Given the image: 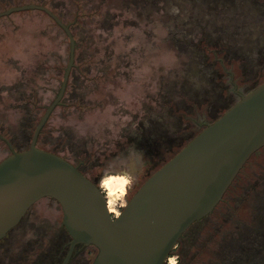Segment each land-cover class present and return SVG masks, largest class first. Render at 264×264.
<instances>
[{
	"label": "rangeland",
	"instance_id": "1",
	"mask_svg": "<svg viewBox=\"0 0 264 264\" xmlns=\"http://www.w3.org/2000/svg\"><path fill=\"white\" fill-rule=\"evenodd\" d=\"M26 5L46 8L73 38L85 40L87 64L81 71L99 76L86 87L72 73L63 102L87 106L56 107L37 148H64L68 153L58 155L67 162L82 158L100 181L112 177L108 182L118 186L116 215L125 194L147 179L150 164L141 144L163 140L158 156L169 160L239 94L264 82V0H0V13ZM68 51L65 34L43 12L0 18V161L9 155L5 142L17 152L28 148L34 125L59 92ZM170 84L177 90L186 86L188 99H178V91L172 101L165 97ZM234 186L237 196L230 205H220L193 227L197 243L171 256L170 263L229 264L235 241L251 229H264V148ZM60 225L57 203L39 200L0 244L1 263H7L5 255L22 256L16 253L23 247L26 256L19 262L36 263L35 242L40 238L39 248L49 249ZM79 253L73 264H91L93 253L89 263L82 255L87 250ZM257 260L254 264H264V249Z\"/></svg>",
	"mask_w": 264,
	"mask_h": 264
},
{
	"label": "water",
	"instance_id": "2",
	"mask_svg": "<svg viewBox=\"0 0 264 264\" xmlns=\"http://www.w3.org/2000/svg\"><path fill=\"white\" fill-rule=\"evenodd\" d=\"M40 11L67 37L68 63L60 89L45 108L23 151L0 161V240L39 200L61 211L70 238L67 264L76 245L92 246L91 264H165L178 240L209 215L243 166L264 147V82L205 126L150 175L122 211L112 218L101 181L93 183L65 159L36 146L39 132L63 98L74 64L75 41L67 26L42 6L26 5L0 13Z\"/></svg>",
	"mask_w": 264,
	"mask_h": 264
},
{
	"label": "trees",
	"instance_id": "3",
	"mask_svg": "<svg viewBox=\"0 0 264 264\" xmlns=\"http://www.w3.org/2000/svg\"><path fill=\"white\" fill-rule=\"evenodd\" d=\"M47 16V15H46ZM48 17V16H47ZM49 18V17H48ZM57 18L59 19V17L57 16ZM49 20L56 26V28H58L60 31H62L61 30V28H59L55 23H54V21L53 20H51L50 18H49ZM60 20V19H59ZM63 32V31H62ZM64 33V32H63ZM66 36V35H65ZM66 40H67V37H66ZM74 41H75V52H74V64H73V68H72V70H71V72H70V75H69V78H68V82H67V85H66V88H65V92H64V95L66 96L67 94H68V92H69V90L71 89V87H72V80H73V74L75 73V74H77V76L78 77H80L82 80H83V83H85L84 85L87 87V86H89L88 85V83L89 84H91V83H95V79L97 80V78L96 77H99L97 74H90V73H87V72H83V71H81L82 70V67H84L86 64H87V62H84V61H86L87 59H86V55H85V53H84V51L88 48V45L86 44V42H85V40H79V39H76L75 37H74ZM67 47L69 48V45H68V40H67ZM204 47V46H203ZM202 47V48H203ZM205 51V50H204ZM213 57H215V55H214V52H213V49L212 48H210V50L208 51ZM81 53H84V55H82ZM80 55H81V57H80ZM216 61H218V62H220V63H222L221 62V60L220 59H217L216 58ZM88 65H90V61H89V64ZM67 66V65H66ZM90 69V68H89ZM73 73V74H72ZM87 74V75H86ZM76 79V78H75ZM178 82H183L182 80H178ZM180 84V83H179ZM170 86H172V87H170ZM178 86V85H177ZM177 86H174V87H177ZM167 95H165V97H168V99H170L171 101H172V99H174V97H173V95L175 94L174 92L175 91H178V95H177V97H178V99H180V98H183L182 100H187L188 99V96H189V92H188V88L185 86L184 87V85H180L179 87H178V90L177 89H175V88H173V84H170L168 87H167ZM88 93V92H87ZM87 93H86V96H87ZM64 95H63V97H64ZM63 99V98H62ZM176 99V98H175ZM65 99H63V100H61L60 101V103H59V105L57 106V107H59V108H62V107H67V109H71V108H75V109H77V111H80V109L81 108H86V104H84V106H82L81 107V102L80 101H77V102H73V103H69V105L67 106V105H65L64 104V101ZM81 103V104H80ZM157 105V104H156ZM231 107V106H230ZM229 107V108H230ZM149 113L150 112H152L151 111V109L149 108L148 110H147ZM44 114V113H43ZM221 116V115H220ZM42 117V116H41ZM49 119V118H48ZM40 120V119H39ZM39 120L36 122V124L34 125V129L36 128V126H37V124H38V122H39ZM48 121V120H47ZM47 121H46V123H47ZM46 123H45V125H46ZM45 125L43 126V128L41 129V131L39 132V135H38V138H37V142H36V146L37 145H39L41 142H42V139L44 138V127H45ZM208 125V124H207ZM206 125V126H207ZM204 127H202L201 128V130L203 129ZM200 130V131H201ZM199 131V132H200ZM198 132V133H199ZM197 133V134H198ZM196 134V135H197ZM195 135V136H196ZM195 136H193V137H195ZM154 137H157V136H154ZM192 137V138H193ZM191 138V139H192ZM191 139H189V141L191 140ZM156 142H151V141H148L147 142V144H146V142H144V144H141L142 145V148H141V150H143V154H144V156L148 159V164H150L149 166H148V169H149V172H148V175H147V177L146 178H148L150 175H152L159 167H161L165 162H167V161H165V159H162V158H160V156H158V155H160V152H158V146H159V144H160V142H162L163 143V140H158V139H154ZM188 141V142H189ZM187 142V143H188ZM186 143V144H187ZM5 144H6V146L8 145L7 144V142H5ZM12 148V147H11ZM264 148V147H263ZM262 148V149H263ZM7 149H8V146H7ZM13 150H14V148H12ZM261 150V149H260ZM8 151H9V149H8ZM43 151H46V152H49V153H51V154H54V155H57V156H59L58 155V153H60V152H67L66 150H64V148H56V149H54V148H52V149H50V150H43ZM157 151V152H156ZM259 151H257L255 154H253V156L254 155H256L257 153H258ZM68 153V152H67ZM177 153V152H176ZM175 153V154H176ZM9 154H10V151H9ZM163 154V153H162ZM174 154V155H175ZM165 158H167L168 156H169V153H166L165 155ZM252 156V157H253ZM60 157V156H59ZM173 157V156H172ZM251 157V158H252ZM62 158V157H61ZM160 158V159H159ZM249 162V161H248ZM87 164V162L84 160V159H82V158H77V163H73L72 165L74 166V167H76L77 169H78V171L79 172H81L86 178H88L89 180H91V178H92V176L93 175H95L96 174V170L94 169L95 167H93V166H88V165H86ZM80 166H82V167H85V170L84 171H81L79 168H80ZM116 176V175H115ZM109 180H111V181H113V179H112V177H108V178H104V179H102V181H101V183H104L105 181H109ZM212 214V213H211ZM201 221V220H200ZM196 222V223H194L192 226H190V228H189V230L186 232V234L183 236V238H181L180 239V241H179V243L180 242H183V241H186V239L187 240H190V238L188 237L189 236V234H191L192 232H193V227H195V226H199L200 224H201V222ZM55 234H54V237H52L51 238V240H52V245H50L51 247H53L54 245L57 247V254H55V255H51L50 253H48V251L50 250V249H46V250H44L43 251V260H47V262L49 261V263L50 264H60V262L62 261V258H63V256L65 255V253H66V251H67V248H68V243H69V241H70V238H69V236L67 235V233L65 232V230L63 229V227L60 225L58 228H55ZM242 232H243V228H242ZM244 234V233H243ZM195 239L193 238L192 239V241H194ZM245 241V237L244 238H242L241 240H240V243H242V242H244ZM238 242V241H237ZM243 244V243H242ZM191 245H192V243H191ZM49 248V247H48ZM241 257H240V259H239V261L240 260H242V254L240 255ZM255 255H250V261H249V263L250 264H253V263H258L257 262V260H256V257H254ZM236 262V261H235ZM241 262V261H240Z\"/></svg>",
	"mask_w": 264,
	"mask_h": 264
},
{
	"label": "flooded vegetation",
	"instance_id": "4",
	"mask_svg": "<svg viewBox=\"0 0 264 264\" xmlns=\"http://www.w3.org/2000/svg\"><path fill=\"white\" fill-rule=\"evenodd\" d=\"M240 95V94H239ZM251 159V158H250ZM248 162V161H247ZM247 164V163H246ZM246 164L243 166V168L246 166ZM242 168V169H243ZM242 169H241V171H242ZM240 171V172H241ZM240 172L238 173V175L236 176V178L234 179V181L232 182V184L230 185V187L227 189V191L225 192V194H224V196L222 197V199H221V201L217 204V206L213 209V211L211 212V213H213L216 209H218V207L220 206V205H225V206H228V205H230V201L234 198V197H236L237 195V192H236V190H237V188H236V186H234L235 185V181L237 180V178H238V176H239V174H240ZM125 174V173H124ZM128 176V178L129 179H131L132 180V178L129 176V175H127ZM99 178H100V175H98L97 176V174H95V176H92V178H91V181L93 182V183H98L100 180H99ZM135 185V184H134ZM135 187V186H134ZM130 189V188H129ZM132 193H134L133 192V190L128 194V193H126L125 194V197H124V199H123V202L125 203V205H126V203L129 201V199L132 197ZM132 194V195H131ZM42 200V199H41ZM50 200V199H49ZM53 201V200H52ZM263 204H264V202H263ZM124 204H122V205H120V207H121V210L119 211V213L122 211V209H123V207L125 206ZM33 207V206H32ZM31 207V208H32ZM262 207V209L264 208V205H262L261 206ZM30 208V209H31ZM29 209V210H30ZM28 210V211H29ZM27 211V212H28ZM27 212L25 213V215L23 216V218L21 219V221L19 222V224L22 222V220L25 218V216H26V214H27ZM210 213V214H211ZM209 214V215H210ZM112 216V215H111ZM117 216V215H116ZM208 216V215H207ZM206 216V217H207ZM115 216H112V218H114ZM206 217H204L203 219H201V221L202 220H204ZM200 221V222H201ZM18 224V225H19ZM17 225V226H18ZM16 226V227H17ZM15 227V228H16ZM14 228V229H15ZM190 228V227H189ZM189 228L185 231V233L181 236V238H183V236L186 234V232L189 230ZM14 229H12V230H14ZM11 230V231H12ZM55 230V228L53 229V231ZM245 231H246V229H244ZM252 230V232L251 231H248V232H245V241L244 242H242V243H240V242H236L235 241V243H234V245L228 250V253H229V255H230V262H229V264L231 263V264H250L249 263V261H250V255H255L254 257H256V260H257V257L259 256V255H261V253H262V251H263V249H264V229H262V227H260V228H256V229H251ZM10 231V232H11ZM56 231V230H55ZM55 231H54V233L53 234H55ZM9 232V233H10ZM9 233H7V235L5 236V238L4 239H6V237L9 235ZM244 233V232H243ZM198 233H196L195 231H193L191 234H189V238H190V240H187L186 239V241H183V242H180L179 243V241H180V239L178 240V242H177V244H176V246H175V248H174V250L170 253V255H169V257L166 259V263H168V264H171L170 263V260L171 259H174V258H171V256H173V255H175V256H180V255H182L183 254V252H187L188 251V249H189V246L191 245V243L193 244V243H197V240L196 239H198L197 237H198V235H197ZM51 237H54V235H52ZM195 239L194 241H192V239ZM4 239H2V240H0V244L3 242V240ZM41 243V241H40V238H39V243H38V241H36L35 242V244H34V247L32 248V250H33V252H34V254L36 255V263H34V264H50L49 263V261L47 262V260H43L42 258H43V250H41L39 247H40V244ZM53 243V242H52ZM69 244H70V241H69V243H68V248H67V251H66V253H65V255L63 256V258H62V261L60 262V264H62L63 263V261H64V259L66 258V255H67V253H68V251H69ZM37 245V246H36ZM52 245V244H51ZM21 249H22V251H21ZM25 247H23V248H20L19 250H18V252L16 253L17 255H19L20 253L21 254H23L22 256H26L25 254H24V252H25ZM49 251H48V253H50L51 255H55V254H57V247L54 245L53 247H51L50 245H49ZM83 250H87V256L85 257V255L84 254H82L83 255V258L85 259V260H87L88 261V263H89V256L91 255L90 253H93L94 254V257H95V255H96V249L94 248V247H92V246H83V245H76L75 247H74V249H73V251H72V254H71V256H70V258H69V261L67 262V264H73V262H74V260L79 256V252L80 251H83ZM2 251V250H1ZM0 251V257H3L2 256V254H3V252H1ZM32 252V253H33ZM222 255H226V257H228L229 258V256L225 253V252H222L221 253ZM242 254V260H240L239 261V259H240V255ZM22 256H18L17 258L16 257H12V256H10V257H7L6 255L4 256L5 258H6V262L7 263H5V262H3V264H22V263H20L19 261H20V257H22ZM88 258V259H87ZM94 259V258H93ZM3 260H5V259H3ZM43 261V262H42ZM93 261V260H92ZM92 261H91V263H92ZM236 261V262H235ZM257 262L259 263L260 262V260H257ZM0 264H2L1 263V260H0ZM172 264H176V262H174V263H172ZM254 264V263H253Z\"/></svg>",
	"mask_w": 264,
	"mask_h": 264
},
{
	"label": "bare ground",
	"instance_id": "5",
	"mask_svg": "<svg viewBox=\"0 0 264 264\" xmlns=\"http://www.w3.org/2000/svg\"><path fill=\"white\" fill-rule=\"evenodd\" d=\"M105 196L107 200V207L110 214L116 215V211L114 210V201L116 198V192L118 191V186L113 185L111 182L105 183ZM102 188V186H101ZM172 264V263H171Z\"/></svg>",
	"mask_w": 264,
	"mask_h": 264
}]
</instances>
